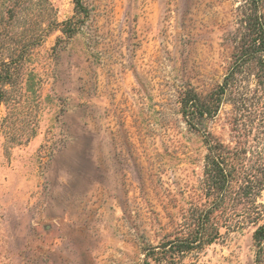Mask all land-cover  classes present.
<instances>
[{"label": "rangeland", "instance_id": "374dc122", "mask_svg": "<svg viewBox=\"0 0 264 264\" xmlns=\"http://www.w3.org/2000/svg\"><path fill=\"white\" fill-rule=\"evenodd\" d=\"M81 1L67 33L73 0H0L16 13L0 58L19 59L0 103V264H264L253 68L196 126L182 105L223 81L244 0ZM207 140L231 150L228 188L208 185Z\"/></svg>", "mask_w": 264, "mask_h": 264}, {"label": "trees", "instance_id": "16d2710c", "mask_svg": "<svg viewBox=\"0 0 264 264\" xmlns=\"http://www.w3.org/2000/svg\"><path fill=\"white\" fill-rule=\"evenodd\" d=\"M15 8L24 2L32 4L33 0H10ZM75 13L71 18H68L62 22H56L55 25L63 24L64 27L60 28L61 31L67 33H73L77 29L78 18L75 16H87L88 11L83 5L81 0H73ZM44 9V8H42ZM13 8L6 7L7 17L5 15H0V35L5 31L6 26L10 25L13 21L16 13L13 12ZM238 15L236 17L238 23L241 25L240 30V42L236 47V54L234 55V60L230 65L228 72L225 74L221 84L214 89L212 92L207 94L205 97H201L195 93H185L182 99L183 113L186 116L187 123L190 126H196L197 119H202L204 117H212L217 111V103L220 97L228 90L231 83L234 82L236 74L243 71L244 67H250L254 70V78H256V84L264 92V0H244V2L238 6ZM43 11H39L38 14H42ZM43 29H40V33L33 31L34 37L40 36ZM33 42L32 44H34ZM0 58V103L5 97V86L8 84L12 78L11 68L17 62L16 58L8 57ZM264 107V105H263ZM208 143V155L206 156L205 163V173L208 185L216 186L217 188H228L231 186L230 181L233 180L232 172L234 166L228 163H223L224 160L229 158L231 150L224 147L221 143L211 142L207 140ZM223 160V161H222ZM229 165V166H228ZM248 181V180H247ZM263 227L260 226L256 229L255 235L257 240L263 239ZM197 243H204L207 241V235L202 233L197 239ZM191 240L188 243L196 242ZM259 250H262L261 244L257 243ZM256 260H259L258 258ZM144 264H150L145 261Z\"/></svg>", "mask_w": 264, "mask_h": 264}]
</instances>
